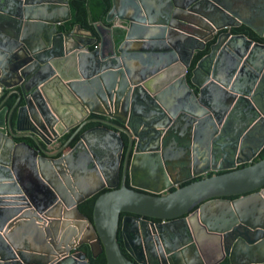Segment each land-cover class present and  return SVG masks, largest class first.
<instances>
[{
  "label": "water",
  "instance_id": "95a60500",
  "mask_svg": "<svg viewBox=\"0 0 264 264\" xmlns=\"http://www.w3.org/2000/svg\"><path fill=\"white\" fill-rule=\"evenodd\" d=\"M254 2L112 0L96 38L79 25L58 30L68 0H0V264H90L72 252L82 244L107 264H264V157L237 167L264 146L246 156L242 145L264 124V43L230 30L264 36V0ZM89 113L102 125L81 131ZM72 125L77 142L56 149ZM75 158L99 177L97 190L70 191ZM139 164L202 178L151 189L135 181ZM104 188L89 220L77 206ZM132 222L142 258L126 237Z\"/></svg>",
  "mask_w": 264,
  "mask_h": 264
},
{
  "label": "crops",
  "instance_id": "0c3cea01",
  "mask_svg": "<svg viewBox=\"0 0 264 264\" xmlns=\"http://www.w3.org/2000/svg\"><path fill=\"white\" fill-rule=\"evenodd\" d=\"M246 1L248 3L253 1V3H251L250 7L255 9L256 4H255L254 0H246ZM54 6H55V8L58 6L64 7L63 5H60V4H55ZM253 11L254 10H252V9H248V8L246 9L244 7L243 14L246 17H250V16H252V14H254ZM57 14H60L59 10L57 11ZM248 28L251 29L250 27H248ZM220 31H222V30H220ZM95 37L98 38L97 33H95ZM262 54H264V53L261 52V55ZM133 62L136 64L135 61H133ZM259 76L262 78V80L260 81V79L258 78L256 82L258 84L260 81L259 89H261L264 92V68L262 70L261 69L259 70ZM257 84L255 83L254 86H256ZM216 98L217 97L213 96V99H212L213 101L215 100V103H217ZM94 114H96V113H94ZM99 116L100 117H96V118H104L101 115H99ZM100 125H102V124H100ZM75 129H76V125H72V127L60 137V143L57 142L55 144L56 149L59 146L65 144V143H68L71 140V137L74 135ZM172 138H173V141L170 140L167 153H169L168 155L170 157H173L175 159L182 154L180 151V145L178 143V135L174 133V134H172ZM263 140H264V124L261 126L258 125V127L254 129V132H253V135H252L250 141H246V142L242 143V145L244 144L245 146L246 145L249 146V147H243V151L245 152V155L251 156L253 153H256V151L263 144ZM72 146H74V145L69 144L67 146V150H70V148ZM51 150H53V149H50L49 151H51ZM124 154H125V148L122 151V156L120 157L119 163H118V180L121 179L122 173H123ZM79 161L80 160H77V158L70 161V168H72L71 172L74 173V176L67 175L66 179H65V180H67L68 185L70 184L72 187V189L70 191L74 192V194H78V193L92 192L94 190H97L100 186L99 177L95 174V172L92 171V169H89V168L84 169L83 168L84 166L79 167V165H80ZM150 166H149V168H146V166L139 164L138 170L137 169L135 170V181L137 182L138 185L143 186V187H147V188H151V189H159L161 186H163V184H165V182H166L165 177L179 181V180H182L183 176L184 177L188 176V172H189V171H183V173H178V171L176 169H174V167H170L169 172L166 171L167 174L165 172V175H162L161 174L162 170L158 165L154 164L153 166H151V167ZM168 168H169V166H168ZM127 182L130 183L129 175L127 176Z\"/></svg>",
  "mask_w": 264,
  "mask_h": 264
},
{
  "label": "trees",
  "instance_id": "16d2710c",
  "mask_svg": "<svg viewBox=\"0 0 264 264\" xmlns=\"http://www.w3.org/2000/svg\"><path fill=\"white\" fill-rule=\"evenodd\" d=\"M68 5H69V9H70V18L58 26L59 31L70 32L74 28L75 25H79L82 29L90 30L95 34L96 31H95L94 23L102 22L106 26L110 25V22L106 21V16L112 7V0H68ZM230 30L232 31V33H235V34L242 33V34L247 35L250 39H253L254 41L264 43V36L260 37V36L256 35L251 29H249L245 25L232 27ZM212 42L213 41L208 42L206 45V48L204 50L198 51L196 54H194V56L191 60L190 66L188 68L187 74H186V78H187L189 83H190L191 72H192L193 68L195 67L197 61L203 55H205L207 53L208 46ZM14 102H15V95L13 94V95L9 96V98L5 101V104H7L9 108H12ZM14 114H15V110L12 114V117H13L12 122L14 120ZM91 116L92 117H100L97 114H92ZM97 124H100V123L99 122H90L86 126H84L81 131H84L88 127H90L92 125H97ZM122 137H123V140L126 144V136L124 134H122ZM24 140H26L27 142H29L30 144L33 145V141L31 139L24 138ZM77 140H78V134L71 140L70 145H74L77 142ZM263 157H264V146L261 148V150L258 152V154L253 158V160L251 162L240 164L237 167L238 168L245 167L247 165H250V164L262 159ZM217 173H222V172L219 171ZM213 174H214V172H209L206 176H210ZM200 178H202V176L194 177L190 180H187V181L181 183L178 186L186 185V184H188L192 181H195L197 179H200ZM127 185H129L128 182H127ZM178 186H174V187L170 188L169 191H173ZM106 190H108V189L104 188V189L100 190L99 192H97L96 194H94V195L86 198L85 200L81 201L78 204V206H77L78 210L83 215H85L89 220H92V210H93V206H94V203H95L97 196ZM228 198H230V197H228ZM119 241L120 240L118 239V242ZM78 250L82 251L86 255L90 264H107L104 252H101L96 257H93L91 254L90 248L87 244H82L81 246H79Z\"/></svg>",
  "mask_w": 264,
  "mask_h": 264
},
{
  "label": "flooded vegetation",
  "instance_id": "af4514ba",
  "mask_svg": "<svg viewBox=\"0 0 264 264\" xmlns=\"http://www.w3.org/2000/svg\"><path fill=\"white\" fill-rule=\"evenodd\" d=\"M67 21V20H66ZM65 22V21H64ZM63 22V23H64ZM62 24V23H61ZM60 25V24H59ZM219 32H222V31H219ZM92 114H94V113H89V115H87V117H86V119L85 120H90V122L91 121H93V120H95V119H97L96 117H92L91 115ZM89 122V123H90ZM87 125V124H86ZM85 125V126H86ZM97 125H100V124H97ZM93 126H95V125H92V126H90V127H93ZM90 127H88V128H90ZM87 128V129H88ZM86 130V129H85ZM122 134H124V133H121V135ZM125 135V134H124ZM126 136V135H125ZM123 138V137H122ZM126 145H127V136H126V144H125V147H126ZM243 164V163H242ZM240 165V164H239ZM224 171H227V170H224ZM224 171H221V172H224ZM178 173H183V171H180V172H178ZM189 174H191V172L189 171L188 172V175ZM128 176V175H127ZM200 176H202V175H200ZM180 177V176H179ZM186 177H188V176H186ZM186 177H184L183 176V178H182V180H179L180 181V184L181 183H183V182H185V181H187V180H184ZM192 179V178H191ZM188 180H190V179H188ZM179 184V185H180ZM172 187H174V186H172ZM172 187H170V188H172ZM236 197V196H235ZM234 196H231L230 197V199H233V198H235ZM125 214L123 213L122 215H121V217H123ZM121 220V219H120ZM150 220H152V219H150ZM153 221H155V222H159V220H153ZM121 223V222H120ZM135 223H136V221H135ZM128 231H130V232H128V234H126V237H127V240H128V244L130 245V243H131V245L134 247V255H136L138 258H142L143 257V254L141 253V251L139 250V244L137 243V237L135 236V233H134V224H133V222L131 223V225H129V229H128ZM118 239L120 240L119 241V243H120V246H121V248H122V250H123V252H124V254L125 255H127V257L128 258H130V259H132V260H134L133 259V256L128 252V250L123 246V242H122V234H121V231H119L118 232ZM78 248L79 247H77L76 249H74L72 252H74V251H80V250H78ZM91 251V250H90ZM82 252V251H81ZM92 254V253H91ZM99 254V253H98ZM97 254V255H98ZM226 259L223 261V262H221L220 264H226Z\"/></svg>",
  "mask_w": 264,
  "mask_h": 264
},
{
  "label": "built area",
  "instance_id": "2783aa9c",
  "mask_svg": "<svg viewBox=\"0 0 264 264\" xmlns=\"http://www.w3.org/2000/svg\"><path fill=\"white\" fill-rule=\"evenodd\" d=\"M226 30V28H224Z\"/></svg>",
  "mask_w": 264,
  "mask_h": 264
}]
</instances>
